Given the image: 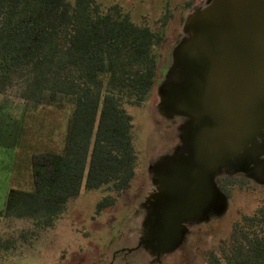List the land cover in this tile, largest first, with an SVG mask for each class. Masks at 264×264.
<instances>
[{
    "label": "trees",
    "instance_id": "obj_1",
    "mask_svg": "<svg viewBox=\"0 0 264 264\" xmlns=\"http://www.w3.org/2000/svg\"><path fill=\"white\" fill-rule=\"evenodd\" d=\"M165 28L166 22L158 29L137 25L119 5L98 0H0V93L9 77L26 71L23 97L33 109L70 111L60 147L48 149L29 144L41 133L28 117L0 106V148L16 156L30 149L32 179L31 190L7 192L0 219L50 227L81 189L120 195L130 187L137 153L123 101L140 106L151 95L166 58ZM114 201L103 197L96 214ZM15 242L0 237V261ZM205 256L207 264H264V192L258 207Z\"/></svg>",
    "mask_w": 264,
    "mask_h": 264
},
{
    "label": "rangeland",
    "instance_id": "obj_2",
    "mask_svg": "<svg viewBox=\"0 0 264 264\" xmlns=\"http://www.w3.org/2000/svg\"><path fill=\"white\" fill-rule=\"evenodd\" d=\"M98 2L103 7L119 5L137 25L158 29L166 22L168 42L163 50L166 58H163L151 95L140 106H129L123 101L133 124L132 135L137 153L134 179L130 187L120 195L108 189H81L78 198L67 204L64 213L50 227L37 225L35 220L29 218H1L0 237L13 238L16 242L15 248L0 264H109L112 251L131 249L134 243L139 245L141 240L152 236L153 219L142 203L155 190L157 176L166 177L169 174L165 163L185 156L187 146L183 138V117L170 118L159 112L160 93L157 87L167 80V76L162 80L164 69L170 67L169 53L184 37L182 28L185 17L203 6L205 0ZM28 85L26 71L9 77L0 93V106L16 118L21 114L28 117L29 125L41 133L37 136L38 139L28 138L30 145L59 148L70 111H59L51 107L33 109V103L23 97ZM259 146L256 156L262 151L261 145ZM27 151L30 152V149ZM27 151H18L19 156H16L11 150L0 148V212L10 189H32ZM243 182L234 179L223 186L228 201L227 212L223 217L199 224H183L187 237L182 249L176 254L164 250L159 252L163 256L160 262L150 263V258L138 257L139 253L136 251L129 256V260L135 261L132 264H207L205 252L216 248L229 237L233 224L241 215L251 214L258 207L264 191L241 187ZM248 182L252 187H257L251 179ZM149 188L150 192L143 198ZM107 195L112 196L115 201L110 208L97 215L96 205ZM192 224L194 227L189 232L187 226Z\"/></svg>",
    "mask_w": 264,
    "mask_h": 264
},
{
    "label": "water",
    "instance_id": "obj_3",
    "mask_svg": "<svg viewBox=\"0 0 264 264\" xmlns=\"http://www.w3.org/2000/svg\"><path fill=\"white\" fill-rule=\"evenodd\" d=\"M182 32L157 91L159 112L187 119V150L165 163L169 174L142 203L153 232L138 246L157 253L185 242L184 223L226 214L214 176L232 162L246 166L264 135V0H206Z\"/></svg>",
    "mask_w": 264,
    "mask_h": 264
},
{
    "label": "flooded vegetation",
    "instance_id": "obj_4",
    "mask_svg": "<svg viewBox=\"0 0 264 264\" xmlns=\"http://www.w3.org/2000/svg\"><path fill=\"white\" fill-rule=\"evenodd\" d=\"M206 1V0H205ZM182 122L186 124L187 119L183 118ZM183 124V123H182ZM260 145H261V154L254 157L252 160L248 162V165L245 167L241 166L238 162H232L227 168L221 169L217 174L214 176V182L217 185L218 188L222 191L223 186L228 184V179L233 178V179H239L244 181L243 184H241V187H250L252 189H257L260 191H264V135L262 138L259 140ZM251 179L253 182H255L257 187H252V185L248 182ZM150 186V185H149ZM151 188H149L143 198H145L146 194L150 192ZM223 192V191H222ZM224 193V192H223ZM143 199L140 201L142 202ZM197 225V224H196ZM187 226V225H186ZM192 226L188 225V231L192 229ZM192 234V233H191ZM190 235V233H189ZM117 238V237H116ZM121 239V238H119ZM117 241V239L115 240ZM113 243V242H111ZM182 243L176 250H173L170 252L173 255L176 254L180 249L183 247ZM138 251L139 253L138 257H145L150 258V263H154L156 261L160 262L162 253H151L150 251H146L143 247H139L137 243L131 247V249H125V250H116L112 251L111 253V260L109 264H132V262H135L134 260H129V256L133 255L134 252ZM162 252V251H161Z\"/></svg>",
    "mask_w": 264,
    "mask_h": 264
}]
</instances>
